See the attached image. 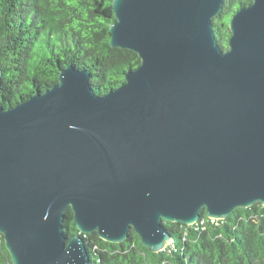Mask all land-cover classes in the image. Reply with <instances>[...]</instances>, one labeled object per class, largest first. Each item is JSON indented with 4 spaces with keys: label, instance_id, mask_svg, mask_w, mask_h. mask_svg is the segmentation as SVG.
<instances>
[{
    "label": "water",
    "instance_id": "water-1",
    "mask_svg": "<svg viewBox=\"0 0 264 264\" xmlns=\"http://www.w3.org/2000/svg\"><path fill=\"white\" fill-rule=\"evenodd\" d=\"M211 21L224 0H113L112 48L141 62L103 96L67 66L57 84L0 109V235L12 264H91L87 234L130 231L152 253L161 222L225 221L264 206V0ZM2 70L0 68V85ZM70 209L77 232L68 242Z\"/></svg>",
    "mask_w": 264,
    "mask_h": 264
},
{
    "label": "trees",
    "instance_id": "trees-1",
    "mask_svg": "<svg viewBox=\"0 0 264 264\" xmlns=\"http://www.w3.org/2000/svg\"><path fill=\"white\" fill-rule=\"evenodd\" d=\"M113 0H0V109H12L34 93L55 86L67 66L89 72L94 93L103 96L124 83L141 60L126 49L112 48ZM249 0H224L211 21L222 51L230 36L228 21ZM195 225L161 222L171 236L164 251L152 253L133 231L111 244L96 234L84 243L91 264H264V206L236 209L225 220L211 221L200 211ZM73 213L62 220L67 242L76 234ZM203 221V223H201ZM0 264H12L0 235Z\"/></svg>",
    "mask_w": 264,
    "mask_h": 264
},
{
    "label": "built area",
    "instance_id": "built-area-1",
    "mask_svg": "<svg viewBox=\"0 0 264 264\" xmlns=\"http://www.w3.org/2000/svg\"><path fill=\"white\" fill-rule=\"evenodd\" d=\"M209 220H211V219H209ZM211 221H214V220H211ZM201 223H203V221H202ZM170 244H171V242L169 243V245H168V246H170Z\"/></svg>",
    "mask_w": 264,
    "mask_h": 264
}]
</instances>
